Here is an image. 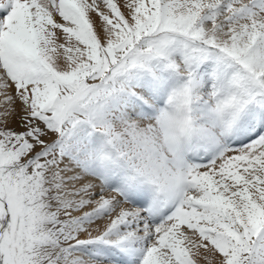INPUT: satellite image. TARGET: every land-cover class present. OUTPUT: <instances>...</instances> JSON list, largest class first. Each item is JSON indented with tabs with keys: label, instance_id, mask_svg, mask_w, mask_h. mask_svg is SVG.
Returning a JSON list of instances; mask_svg holds the SVG:
<instances>
[{
	"label": "snow or ice",
	"instance_id": "1",
	"mask_svg": "<svg viewBox=\"0 0 264 264\" xmlns=\"http://www.w3.org/2000/svg\"><path fill=\"white\" fill-rule=\"evenodd\" d=\"M0 264H264V0H0Z\"/></svg>",
	"mask_w": 264,
	"mask_h": 264
}]
</instances>
